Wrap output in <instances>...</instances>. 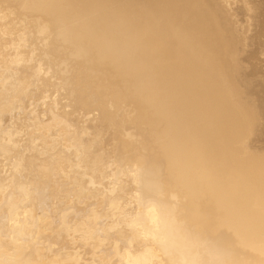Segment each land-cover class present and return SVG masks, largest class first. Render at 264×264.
<instances>
[{"label":"bare ground","instance_id":"6f19581e","mask_svg":"<svg viewBox=\"0 0 264 264\" xmlns=\"http://www.w3.org/2000/svg\"><path fill=\"white\" fill-rule=\"evenodd\" d=\"M0 264H264V0H0Z\"/></svg>","mask_w":264,"mask_h":264}]
</instances>
